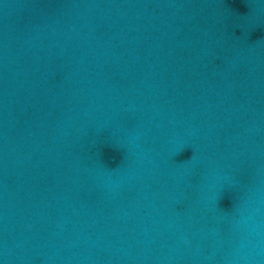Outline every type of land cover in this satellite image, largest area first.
Masks as SVG:
<instances>
[{"label":"water","instance_id":"1","mask_svg":"<svg viewBox=\"0 0 264 264\" xmlns=\"http://www.w3.org/2000/svg\"><path fill=\"white\" fill-rule=\"evenodd\" d=\"M0 264H264V0H0Z\"/></svg>","mask_w":264,"mask_h":264}]
</instances>
